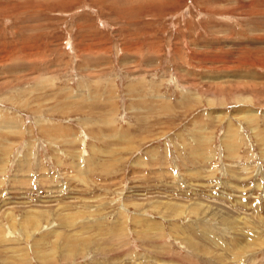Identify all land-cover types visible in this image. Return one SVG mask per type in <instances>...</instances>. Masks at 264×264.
Masks as SVG:
<instances>
[{"label":"rangeland","instance_id":"obj_1","mask_svg":"<svg viewBox=\"0 0 264 264\" xmlns=\"http://www.w3.org/2000/svg\"><path fill=\"white\" fill-rule=\"evenodd\" d=\"M0 264H264V0H0Z\"/></svg>","mask_w":264,"mask_h":264}]
</instances>
